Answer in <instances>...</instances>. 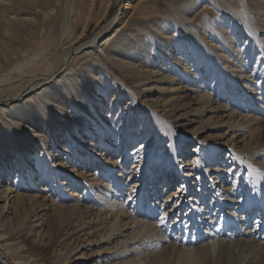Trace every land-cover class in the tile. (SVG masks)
<instances>
[{
	"label": "bare ground",
	"instance_id": "obj_1",
	"mask_svg": "<svg viewBox=\"0 0 264 264\" xmlns=\"http://www.w3.org/2000/svg\"><path fill=\"white\" fill-rule=\"evenodd\" d=\"M113 2L114 0H100V3L99 0H11V5L0 6V87L11 82L24 81L19 87L14 88L10 95V99L15 103L11 106H0V159L9 155L14 158V166L9 168L8 172L5 173L0 168L6 186L1 193L4 197L8 194L6 199L12 193H16L12 198L16 197L15 211L19 218L24 216L20 210L22 208L20 205L24 206L25 199L22 194L24 192L13 185V179L15 175H20L25 170L28 163L30 166V161L35 159L39 180L48 178L55 182L63 173L60 167L64 168L70 163V159L77 156L73 154L75 147L70 144L72 135L69 132L71 128L72 130L78 129V127H74L77 121L82 125V128L76 131V137H80L81 140L86 135V138L82 139L83 143L88 144L87 141H94L92 137L97 134L95 141L99 138V145H108L116 134L111 126L104 125V119L112 117L116 97L111 98L109 92L111 88L115 89L119 96L120 94L124 95L125 92L120 87L118 89L109 80L106 73L100 71L101 61L128 73L133 71L137 65L141 67L142 60L153 51V54L159 59L166 56L164 59L166 66L169 64L167 58L172 61L177 52L179 55L182 53L187 57L188 54L185 51V43H187L193 55L192 58H188L187 65L195 66L199 59L204 60L201 52L196 56L198 48L199 50L204 49L202 42L193 38L198 27L209 29L216 36V40L230 46L238 43V37L243 29L253 35L258 30V21L264 22V0H125L114 18L92 39L85 41L84 37L90 31L92 24L96 23L100 27L106 22ZM152 3L166 4L165 11L155 9ZM250 10L255 14L251 15ZM130 15L136 17L135 21H128ZM210 17L215 18L213 24L209 20ZM230 26L237 29L234 35L228 34L226 31ZM111 29L115 30V33L104 37ZM182 33L186 39H178L179 34ZM101 42L102 44L99 45ZM239 46L237 45V47ZM88 49H92V52H89L86 57L94 59L82 63L83 56L80 54ZM74 52L76 57L71 59ZM226 52L231 54L230 50H226ZM224 58L226 59V56ZM145 62L152 65L150 59ZM243 63L242 58L237 60L236 67H240L243 73L238 74L234 80L239 83L242 78L252 76V83H248L247 90H243L244 94L247 91H250V94L249 96L246 94L247 97L241 98L240 101L234 98L235 106L232 107L234 111L228 114L227 118H232V115L237 113V118L244 114L245 119L249 122L256 121L258 128L251 127L238 135V139L239 137L243 138L242 142L250 143L252 147L255 145L256 151L264 147V105L259 106L256 103L257 101L261 102V96L264 98V79L262 81L257 79V77H264V69L261 71V68H264V62L259 57L250 56L247 58V66ZM137 82L143 83L144 80L141 79ZM203 85L205 84L203 83ZM210 85L204 86L205 96L199 98L205 103L207 102L205 97L210 92L208 91ZM32 93H36L39 100L33 99L25 102V99ZM222 93H227V91ZM106 98L107 104L105 103ZM208 102L210 103V101ZM227 106L229 105L227 104ZM98 111L105 117L101 118ZM255 113H258L257 118H251ZM259 116L263 118L261 123H258ZM150 118L154 120L156 128L160 131L164 123L152 114ZM50 124L55 127L53 135H62L63 139L68 138L67 144L65 143L67 149L63 155L54 152L49 155V158L45 155L36 154V156L37 142H44L45 135L49 133ZM237 126L241 127L243 123ZM81 132H85L84 135H81ZM122 140H119L120 143ZM237 140L229 139L230 146L235 145ZM26 144L28 145L27 149H25ZM205 147L206 158L209 161H214L217 156H221L220 152L214 151L212 146L206 145ZM120 150L119 147L116 151L120 152ZM174 156L173 153L169 155V159L166 160L167 164ZM245 157L250 158L253 163L259 162L257 155H253V151L248 152ZM139 162H141L139 165L142 166L143 161ZM57 163H59L58 168L52 166ZM163 164L162 161L154 169L156 170L154 177H157V184L152 188L154 194L164 186L162 183L167 181L164 178L170 177L168 165L162 167ZM247 167L250 173L247 176L249 178L247 186L239 185L238 190L229 188L228 191L232 197L225 201L221 199L213 208L206 199L204 193L206 188H202L198 176H196V180L199 181L198 186L192 185V189H194V194H201V199H196L199 196L196 195L187 203L183 201V198L185 200L188 198L186 197L187 190H192L186 188L185 181L179 186L178 191V193H183L184 197H179L175 207L163 204L160 210L155 207L152 210L148 201L142 202L143 198L141 200L138 198L136 202L130 200L134 187L129 189L125 182L116 180L118 177L112 182V185L108 184V180L94 179V176L99 175L100 172L91 174L93 178L89 180L87 188H89V192H92V196L98 198L99 201L93 198L90 202L108 205V209L105 208L103 212L97 210L96 214L93 213L94 220H100V223L89 227L88 233H85L84 236L91 237V243L107 241L113 245L115 240L112 236L116 234L122 237V234L126 232L127 235L129 232L126 240L118 241V244L111 248V250L117 249L121 245L115 251V258L107 257V264H117V260H120L118 264H230L232 257L245 262L252 256H261L264 252V248L259 247L262 244L260 237L264 234V213L260 212L262 209L264 211V174L253 172L251 164ZM239 169L241 170L236 174L242 173V168ZM154 170L151 169L150 174H153ZM113 173L110 174V178L113 177ZM11 174H14L13 177ZM32 176H30L31 179L34 178ZM17 178L20 180L19 183L26 181L22 180L23 178L20 176ZM229 178L232 179L231 176ZM7 180H12V185L7 184ZM224 180L225 176H223L222 182ZM95 182L97 184L101 182V184L99 186L92 184ZM249 184L250 188L248 189ZM251 187H255V196L253 199H247ZM129 190H131L130 193H124ZM210 190L207 191L210 192ZM9 191L11 192L9 193ZM143 192L145 195L148 194L145 190ZM166 195L167 199L177 197L175 192H169ZM123 197H128L127 201ZM83 200L86 199L80 196L70 200L68 196L64 195H59L58 199L51 200L53 201V211L47 216L45 234L54 233V235H50L53 247L63 245L60 251L64 255L60 262H53L48 253L49 248L45 245L30 241L26 237L19 240L18 238L22 237L17 236L19 232L6 237L7 234L0 231V254L2 255L4 251L7 253L3 261L6 264H10L11 260L14 264H63L69 262L72 253L81 246V243L79 244L76 239L73 241L71 236L84 231L79 228L87 222L81 223L79 220L91 211L88 206L81 204ZM181 202L183 203L181 204ZM130 205H134V209ZM181 207L188 209L182 211ZM227 207L231 208L227 210ZM256 208L259 209L250 214ZM204 212L205 214H202ZM156 214L158 217L165 215L166 220L168 217L177 220L181 215L179 221L181 227L175 230L176 227L169 234L171 226L166 222L161 223L158 217L155 219ZM218 215L220 216L218 217ZM111 216L114 217L113 220H109ZM120 217L125 218L124 224L118 222ZM186 219L188 221L182 225ZM220 220L221 222H219ZM208 221L211 224H208ZM157 222L160 224L155 226ZM213 222L217 223L210 229ZM206 226L210 230L201 232L202 235L199 229ZM252 229L255 230L254 234ZM183 230L184 234H190V238L181 239L179 245L174 244L170 250L161 253L164 245L170 243L173 237L179 235ZM92 231L94 232L92 233ZM142 234H144V238L139 241L140 244H133L128 249L127 244L135 240L138 241ZM70 237L72 240L69 242ZM221 237L226 238L227 241L220 240ZM148 239H155L150 242L153 246L151 244L150 246L160 248L155 259H151L149 256L142 257L151 247L142 250V252L139 251ZM102 252H104L102 249L92 250L91 254L86 253L84 257L101 255ZM224 252L225 257H223ZM146 258L147 261L144 262ZM96 264L101 263L97 262Z\"/></svg>",
	"mask_w": 264,
	"mask_h": 264
},
{
	"label": "rangeland",
	"instance_id": "obj_2",
	"mask_svg": "<svg viewBox=\"0 0 264 264\" xmlns=\"http://www.w3.org/2000/svg\"><path fill=\"white\" fill-rule=\"evenodd\" d=\"M124 1L125 0H114L110 9V15L106 22L100 27L96 23L92 24V27L84 37V40L87 41L92 39L96 33L107 25L117 14ZM0 3V6L11 5V0H2ZM152 5L155 6V9L165 11L166 4L160 5L152 3ZM250 14L254 15L255 12L250 10ZM135 19V16L130 15L128 21H135ZM213 19L215 18H209V20L212 21V24ZM257 28L258 30H256L253 35L243 29L238 37V43L226 46L216 40V36L209 29H201V27H198V31L197 33L194 32L193 38L200 40L204 45V49L202 48L199 50L198 48L196 50V56L201 52L204 56V60L199 59L195 66L187 65L188 58L190 59L193 57L187 43H185V51L186 54H188L187 57L185 54L183 55L181 53L179 55V52H177L172 61H169L167 58L169 64L166 66L164 64L166 56L165 58L159 59L153 54V51L142 60L141 67L137 65L133 68V71L128 73H124V70H118L107 65L106 62L101 61L100 71L106 73L109 80L115 84L118 89L120 87L125 92V96L122 94L119 96L117 91L113 88H111L109 92L111 98L114 96L116 97L114 100L112 117L104 119V125L111 126L113 132H116L113 137L114 140L111 138L112 141H110L108 145H99V138L95 141L96 134L92 137L94 138V141H87L89 142L88 144L83 143L82 139L84 137L86 138V135H84L85 132H81V135H84V137H82L81 140L80 137H76V131L82 128V125L76 120L77 122L74 127H78V129L72 130L71 128L69 129V132H71L72 135L70 144H73L75 147L73 154L77 156L70 159V163L65 165L64 168L60 167L63 173L57 181L52 182L48 178L39 180L37 177L39 171L36 170L35 159L30 161V166L29 163L26 165V168H24L25 170L22 171L20 175H15L13 185L18 187L20 191L24 192L22 193L24 194L25 199L24 206L20 205L22 207L20 210H22L24 215L22 218H19L15 211L17 200L16 197H12L15 196L16 193H12L7 199L6 197L8 194L4 197L3 193H1L6 186L3 182L4 177H2L0 173V231H4L7 234L6 237L16 235L19 232L17 236H22L18 238L19 240L26 237L30 241L39 242L42 245H45L49 248L48 253L53 262H60L62 260V255H64V253L62 254L60 251L63 245L61 244L59 247H53L50 241V235H54V233H48V235L45 234L46 220L48 222L47 216L53 211V201L51 200L58 199L59 195L68 196L70 200H74L80 196L86 199L83 200L81 204L88 206L91 211L86 216H83L84 219L82 217L83 220H79L81 223L84 221L87 222L84 226L79 228L80 230L83 229L85 232L75 233V235L71 234L73 241L76 239L79 244L81 243V246L72 253L70 261L63 264H96L97 262L107 264L108 258H115V251L118 250L121 245H119L117 249L115 248L111 250V248L117 245L118 241L121 242L126 240L129 236V232H127V235L126 232L122 234V237H119V235L116 234L112 236L113 240H115L113 245H110L107 241L97 244L93 242L91 243V237L87 238L86 235L84 236L85 233H88L89 230L87 229H89V227L100 223V220H94V214H96L95 211L102 210L103 212L105 208L108 209V205L106 206L99 202H90L93 198L94 200L99 201L98 198L92 196V192H89V188H87V186H89V180L93 178L92 175L94 173L100 172L99 175L94 176V179L102 178L108 180V184H112L116 177H118L116 180L119 182H125L129 189L134 187L132 190L133 195L130 197V200L136 202L138 198H140V200L143 198L142 202L146 203L148 201L152 210L155 208L160 210V207L163 206V204L175 207V203L179 197L184 195L183 193H178L179 186L185 181L187 189H192L193 186H198L197 184L199 181L196 180V176L200 178L202 188H206L204 190L206 199L208 203L212 204L213 208L216 207L217 202L221 199L222 201H225L232 197L231 193L228 191L229 188H232V190H238L239 185L244 184L247 186V180H249L247 176L250 174L247 167L249 164L252 165L253 172L257 171L264 174V147H262L263 149L255 151V145L252 147V144H246L245 141L242 142V137H239L238 139V135H241L243 131L245 132L251 127L258 128L256 121L252 120V122H249L245 119L244 114L237 118V113L233 114L232 118H227L228 114L234 111L232 110V107L235 106L234 98H237V100L240 101L241 98L247 97L245 96L246 94L249 96L250 91H247V93L244 94L243 90H247L246 85L248 83L251 84L253 81L252 76H250L249 78H242L239 83L235 82L234 78L238 74L243 73V70L240 69V67H236L237 60L242 58L245 66H247V58L250 56L259 57L264 62V22L258 21ZM226 31H228V34L234 35L237 32V29L234 26H230ZM226 31L224 32L226 33ZM114 33L115 30L112 31L111 29L104 37L111 36ZM178 39L183 40L186 38L182 33L179 34ZM101 44L102 42L99 43V45ZM237 45L240 46L237 47ZM226 50H230L231 54L227 53ZM89 52H92V49H88V51L80 54V56H83L82 63L94 59L92 57H86ZM225 56L226 59L224 58ZM74 57H76L75 52L71 56V59ZM147 59H150L152 65L145 62ZM167 61L166 63H168ZM263 69L264 68L262 67L261 71H263ZM141 79L144 80L143 83L137 82ZM257 79L262 81L264 77H257ZM21 82L23 83L24 81H18L17 83L11 82L12 84L10 83L0 87V106H11L15 103L14 100L10 99V95L14 88L19 87L22 84ZM202 82L205 85L211 84V87H208V91L212 92H209L205 97V101H207L206 103L199 99L200 97L205 96V91H203L205 85H203ZM243 82L245 83L242 84ZM221 90L222 92L227 91V93L223 94ZM33 99L36 101L39 100L36 93H32L25 99V102ZM208 101H210V103ZM263 102L264 98L261 96V102L259 103L257 101L256 103L260 106L264 105ZM105 103H108L107 98ZM227 104L229 106H227ZM215 107L217 108L215 109ZM115 111L116 114H114ZM151 114L158 117L160 121L165 124H163V128H161L160 131L156 128L154 120L150 118ZM224 114L225 116H223ZM98 115H100L101 118L105 117L100 111H98ZM257 116L258 113H255L251 118H257ZM262 121V116H259L258 123H261ZM241 123H243V126L238 127L237 125H240ZM48 130L50 133H48V135L41 133L42 135H45L44 142H37L38 151L35 155H45V157L48 158L49 155L54 152H59L63 155L67 149L66 144L68 138L63 139L64 137L62 135H53L52 133L55 131L53 124L49 125ZM22 132L24 131L22 130ZM57 133L59 134V132ZM75 138L76 140H73ZM120 139H123L121 143L119 141ZM229 139L238 140L235 145L230 146L231 143L228 141ZM206 145L212 146L214 151L220 152L219 155L221 156H217L214 161H209L206 158V151L204 150ZM26 146L25 149L28 148L27 144ZM119 147L121 148L120 152L116 151ZM41 148L43 151L40 150ZM25 149L23 148V150ZM251 151H253V155H257L259 162L253 163L250 158L245 157V155ZM171 153L175 156L170 160L171 162L167 164L166 160L169 159L168 157ZM141 160L143 161L142 166L139 165L141 164V162H139ZM162 161L164 162L162 167L168 165L167 169L170 173V177L164 178V180L167 181L162 183L164 186L160 187L156 192L157 196H155L156 194L152 192V188L157 184V177H154L156 170L154 169L157 168ZM13 166L14 158H11V155L8 157L4 156V159H0V168L3 169L5 173ZM52 166L58 168L59 163H57V165L52 164ZM240 167L242 168V173L236 174L241 170L239 169ZM96 169H98V171H96ZM151 169L154 170L153 174H150ZM111 173H113L112 178L109 177ZM13 175L14 174H11L12 177ZM19 176L20 178H23L22 180L25 179L26 181L24 180L25 182L19 183L20 180L17 178ZM30 176L34 178L31 179ZM223 176H225V180L222 182ZM229 176H231L232 179H230ZM237 177L239 178L238 180ZM7 184L12 185V180H7ZM92 184L99 186L101 182L100 184H97L96 182ZM249 188L250 184L248 185V189ZM137 190L138 192H136ZM144 190L148 193L147 195L144 194ZM207 190H210V192ZM250 190L251 192H248L247 199H253L255 196V187H251ZM213 191L215 193H212ZM10 192L11 191H9V193ZM130 192L131 190H129V192L125 191L124 193L128 194ZM169 192L177 193V197L167 199L166 194ZM196 195H199V193L194 194V189L191 191L187 190L186 197L188 198H186V200L183 198V201H186L187 203L189 202V199L191 200ZM123 198H125V201L128 199V197ZM198 198H202L201 194L196 199ZM29 199L33 200L30 201ZM182 203L183 202H181V204ZM130 206L134 209V205ZM230 208L227 207V210ZM181 209L182 211H185L188 208L186 207V209H184V207H181ZM258 209L259 208H256L253 212L251 211L250 214L255 213ZM260 212L264 213L263 209ZM202 214H205V212ZM223 215L225 216V213H223ZM219 216L220 215H218V217ZM157 217L158 214H156L154 218L156 219ZM195 217H197V215H195ZM253 217H256V215H253ZM111 219L113 220L114 217L111 216L109 220ZM180 219L181 215L177 220H174L173 217H168L165 221L166 224L171 226L169 234H171L176 227L175 230H178V228L181 227V223L179 224ZM186 221H188V219L184 220L182 225ZM118 222L124 224L125 218L120 217ZM219 222H221V220ZM209 223L211 224L210 221H208V224ZM215 223L217 222H213L210 229L215 226ZM159 224L160 223L157 222L155 223V226ZM164 229L167 230V228ZM209 230L206 226L205 228H200L199 232H209ZM254 231L255 230L252 229L253 234ZM93 232L94 231H92V233ZM184 233V230L182 232L180 231L179 235L173 237L170 243L164 245L161 249V253L170 250L174 244L179 245L181 239L185 240L186 238H190V234ZM143 238L144 234L139 237L138 241L135 240L129 242L127 248L129 249V246H133V244L138 245L139 241L143 240ZM260 238H262L260 240V243L262 244L259 247L264 248V234ZM223 239V237L220 238V240ZM154 240L155 239H148L144 242V246L139 250L142 252V250L151 247V249L146 252V255L142 256L143 258L146 256H149L151 259L156 258L160 248L152 247L153 245L150 242ZM224 240L227 241L226 238ZM150 244L152 246H150ZM97 249H102L104 252H102L101 255H94L89 258L84 257V254H91L92 250L95 251ZM2 253V255L0 254V264H6L3 259L7 253L6 251ZM224 255H226L225 252L223 253V257H225ZM119 261L120 260L116 261L117 264ZM146 261L147 258L144 262ZM263 262L264 252L261 256H252L245 262H242V259L235 260L234 257L230 260V264H262ZM10 264H14L12 260L10 261Z\"/></svg>",
	"mask_w": 264,
	"mask_h": 264
},
{
	"label": "snow or ice",
	"instance_id": "obj_3",
	"mask_svg": "<svg viewBox=\"0 0 264 264\" xmlns=\"http://www.w3.org/2000/svg\"><path fill=\"white\" fill-rule=\"evenodd\" d=\"M158 219H159V221H160L161 223H164L165 220H166V216H165V215H161V216L158 217Z\"/></svg>",
	"mask_w": 264,
	"mask_h": 264
}]
</instances>
